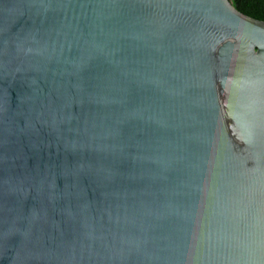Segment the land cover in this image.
<instances>
[{"label":"water","instance_id":"95a60500","mask_svg":"<svg viewBox=\"0 0 264 264\" xmlns=\"http://www.w3.org/2000/svg\"><path fill=\"white\" fill-rule=\"evenodd\" d=\"M0 264H264V20L0 0Z\"/></svg>","mask_w":264,"mask_h":264},{"label":"trees","instance_id":"16d2710c","mask_svg":"<svg viewBox=\"0 0 264 264\" xmlns=\"http://www.w3.org/2000/svg\"><path fill=\"white\" fill-rule=\"evenodd\" d=\"M239 12L264 20V0H228Z\"/></svg>","mask_w":264,"mask_h":264}]
</instances>
